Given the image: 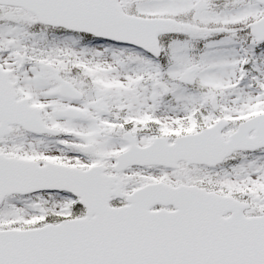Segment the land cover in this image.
Listing matches in <instances>:
<instances>
[{
	"label": "snow or ice",
	"instance_id": "1",
	"mask_svg": "<svg viewBox=\"0 0 264 264\" xmlns=\"http://www.w3.org/2000/svg\"><path fill=\"white\" fill-rule=\"evenodd\" d=\"M0 264H264V0H0Z\"/></svg>",
	"mask_w": 264,
	"mask_h": 264
}]
</instances>
